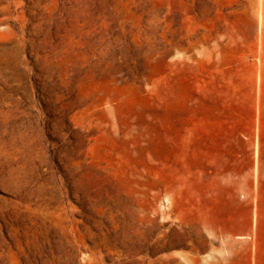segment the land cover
Segmentation results:
<instances>
[{
    "label": "rangeland",
    "instance_id": "rangeland-1",
    "mask_svg": "<svg viewBox=\"0 0 264 264\" xmlns=\"http://www.w3.org/2000/svg\"><path fill=\"white\" fill-rule=\"evenodd\" d=\"M44 2L30 35L0 0V109L44 128L0 160V264H58L6 187L40 176L83 230L68 264H264V0Z\"/></svg>",
    "mask_w": 264,
    "mask_h": 264
},
{
    "label": "bare ground",
    "instance_id": "bare-ground-1",
    "mask_svg": "<svg viewBox=\"0 0 264 264\" xmlns=\"http://www.w3.org/2000/svg\"><path fill=\"white\" fill-rule=\"evenodd\" d=\"M63 1L65 4L69 3V6L67 7L66 10L76 9L78 7L76 4H74V2H72L73 0H63ZM9 2L10 3L11 2L16 3V4H18V6H20L19 8L21 10L18 12V14L16 16L18 17V19L21 22V26H22L24 34L26 33L25 32L26 27H29V26L34 27V30L33 29L28 30V34L30 33V35L34 34L35 31H38L41 29V27L43 26V23H44V22H42V20L44 19L45 14L44 13L39 14L37 10L42 9V11H43V9L45 10L46 7H47L46 10H48V7L50 4L44 5L43 4V3H45L44 0H33L35 5H31L33 7V9H31V11H29L30 12V14H29L30 18H29L27 16V11H26L27 6H25L26 4H24V0H13V1L9 0ZM54 2H55V0H54ZM54 7H51V8L49 7V9H52ZM4 8H6V7H4ZM63 9H65V8H63ZM3 24H5L4 21L0 20L1 27ZM10 30H12V29L10 28L9 25L4 27L3 29L0 28V40L7 38L10 35V33H9ZM42 32H43V30H42ZM24 37H25V35H24ZM33 39L34 38L32 36L27 38V40L31 41L30 42L31 48H29V49L36 51L37 46L34 44L35 42L33 41ZM2 43H3V41H2ZM25 47H27V45H25V43H23V48L25 49ZM2 65H3V63L1 61L0 62V73H3V71H1L3 69ZM4 79H5V77H4ZM12 102H13V100H12ZM14 109H13V107H10L8 109L4 108V110L0 109V160L2 158H4L2 154L6 153L7 150H10V148L14 149L13 148L14 146H17V147L22 146V145L25 146V142L27 139H28V141L30 140V143H31V141L34 138H38L40 135V132L42 130H44V128H40L37 123H33V120L27 114L28 112L26 113L25 110H20L19 112H16V111H14ZM24 146H22V147H24ZM20 149H18V151ZM21 152H23V150H21ZM11 160H9V161H11ZM9 161H7V162H9ZM15 161H17V160H15ZM7 169H10V168H7ZM13 171H14V169H13ZM0 176H3V175H0ZM18 181L19 182L15 183L14 185L10 184V186H8L6 184L7 185L6 187H11L13 189V191H15L16 193H19L20 191L26 190V192H25L26 196L25 197L28 199H31V200H33L34 199L33 197L36 196L40 201V202L38 201L39 208H41L44 211V213L51 214L55 217L56 222L54 225V232L50 238L48 237L49 245L51 246L52 253H54V256H55L56 260L58 261V264H68V263L72 262V260L74 259V256H75V251L77 250V246L79 249L83 248L82 245L80 244V237L83 235V232H82L83 230L80 228L78 221L73 219L70 216V210L71 209L68 208L67 205L65 204V202L58 195H56L54 193L55 187L51 184L48 177L40 176V178L34 179L32 181H28V180H26V181L18 180ZM4 190H6V189H4ZM74 193L78 196V199H80V195L78 194V192L74 191ZM23 196L24 195H22V197ZM28 206H30V205H28ZM164 206H166V204H164ZM0 212L4 213V210L1 206H0ZM84 214L86 215V213H84ZM255 220L257 222V218ZM85 228L87 231L90 229V227H88L86 225H85ZM69 234L72 235L73 240L69 238ZM1 247L2 246H0V248ZM54 248H57V252L54 251ZM84 249H86V247H84ZM1 254L2 253H0V255ZM84 264H94V261L92 259H87Z\"/></svg>",
    "mask_w": 264,
    "mask_h": 264
}]
</instances>
